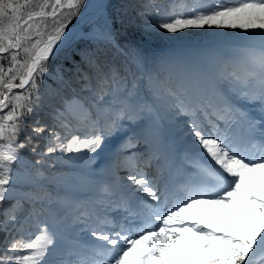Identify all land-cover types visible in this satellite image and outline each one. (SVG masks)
<instances>
[{
  "label": "snow or ice",
  "instance_id": "obj_1",
  "mask_svg": "<svg viewBox=\"0 0 264 264\" xmlns=\"http://www.w3.org/2000/svg\"><path fill=\"white\" fill-rule=\"evenodd\" d=\"M82 7L85 0H0V204L12 201L0 209L6 245L0 264H264V0H146L140 6L138 15L170 34L259 32V46L223 62L204 89L150 77L165 109L188 118L184 136L195 152L184 159L195 173L179 184L165 169L175 149L159 125V109L140 102L125 77L114 68L103 72L95 58L96 87L84 73L80 92L72 88L52 105L51 123L33 121L32 135L20 140L25 117L40 106L38 77L48 72L47 62ZM103 36L119 47L110 28ZM241 100L257 105L261 118ZM127 122L141 131L124 140L109 166L127 169L126 176L101 182V194L86 200L60 199L47 190L78 179L53 173L54 165L91 161ZM141 140L145 151L124 155ZM29 145L37 157L31 162L22 155ZM153 165L150 176L146 169ZM134 201V215L118 221L114 213H129ZM68 218L82 226L84 241L65 244L59 225Z\"/></svg>",
  "mask_w": 264,
  "mask_h": 264
},
{
  "label": "trees",
  "instance_id": "obj_2",
  "mask_svg": "<svg viewBox=\"0 0 264 264\" xmlns=\"http://www.w3.org/2000/svg\"><path fill=\"white\" fill-rule=\"evenodd\" d=\"M87 1L85 0V4ZM145 2L146 0L106 1V17L110 22L111 31L114 33L115 42L119 47L113 46L104 37L87 35L88 32L93 30L94 26H97L102 33L109 29L101 17H96L83 27V32H85L87 37H75L66 48L60 50L49 59L47 62L48 72L42 78L38 77L37 80L41 94L40 106L36 107L31 115L25 117V127L20 134V140L32 135L31 127L33 121L39 119L42 124L51 123L52 105L59 106L61 97L71 95L72 88L80 92L84 83L82 80L84 73L88 74L92 86L96 87V70L90 64V60L94 58L98 59L103 72L107 73L110 68H114L121 77H125L128 85L134 87L137 99L140 102L144 103L145 94H148L153 99L152 101L159 105L162 110L161 105L165 109L163 101L156 99L153 95L150 77L170 80L173 85L180 83L182 80L185 82V79L189 78L188 71L184 65L185 59L174 54L172 49H166L165 47L181 44L190 48L192 42H200L210 61L213 64H220L225 54L234 56L235 53H239L245 46H259L260 44L259 32L245 33L239 29L205 28L187 29L176 34L167 33L154 26V19H146L138 15L141 10L140 6ZM155 2L158 5H167L168 0H155ZM75 18L71 19L68 26L74 22ZM131 59H134L136 64ZM225 61L231 60L225 59ZM197 73V78L203 88L205 86V76H203V72L200 69H197ZM187 86L189 87V84ZM81 94L89 95L88 92ZM167 111L168 114L176 117L177 110ZM32 143H40L42 146L43 139L34 138ZM31 146L29 145V148L22 150V155L28 161H34L37 158L29 150ZM39 150H43L42 147ZM93 160L94 157L91 161H83L76 165H54L53 173L78 179L62 186L49 185L47 190L56 193L60 199L69 200H77L73 194L80 191L85 193L87 199L100 195L102 185L90 180L82 171L78 170V168H91ZM86 164L87 166H85ZM13 167L17 170H23L20 165H14ZM80 177H86V180H79ZM35 190L40 193L46 191L42 189ZM10 203H12L10 200L4 201L3 204H0V209L7 207ZM24 207L27 210L29 206L25 204ZM63 217L64 213L61 212L58 219H63ZM59 227L63 233L70 236V239L85 236V233L81 231L82 226H76L71 218L64 220ZM4 239L5 234L0 231V249L6 246ZM63 240L65 244H69L67 238L63 237Z\"/></svg>",
  "mask_w": 264,
  "mask_h": 264
},
{
  "label": "bare ground",
  "instance_id": "obj_3",
  "mask_svg": "<svg viewBox=\"0 0 264 264\" xmlns=\"http://www.w3.org/2000/svg\"><path fill=\"white\" fill-rule=\"evenodd\" d=\"M98 4H104V0H88L86 6L84 7V9H82L83 11H82V13H81V15H80L77 23L71 25L70 27H68L66 29V36L63 39V42L59 44L58 48L61 47V46H63L64 44H67L69 41H71L72 39H74L75 37H77V35H79L81 33L83 27L87 24L86 22H89L90 20L94 19L96 16L97 17H101L104 20V22H105V20L107 19V17L104 18L102 16V14H101L102 11L101 10H97L96 5H98ZM97 14H100V15H97ZM105 16H106V11H105ZM109 24H110V22H109ZM175 128L181 130V128L178 127V124L177 123L175 125ZM139 132L140 131H138V128H137L136 133H139ZM182 133H184V131H182ZM140 144H142L143 145V148H145V144H144L143 140L140 141L139 145ZM143 148L139 146L136 149L144 150ZM113 157H112V160H113ZM148 171L151 172L152 171V167H149ZM109 172H110L109 181H112L115 176H116V178L117 177H124V176H126L128 174L127 169H125V168H120L118 171L109 168ZM113 172H115V175L112 174ZM146 196L147 195L144 194V198L145 199H146ZM153 205H156V204H153Z\"/></svg>",
  "mask_w": 264,
  "mask_h": 264
},
{
  "label": "rangeland",
  "instance_id": "obj_4",
  "mask_svg": "<svg viewBox=\"0 0 264 264\" xmlns=\"http://www.w3.org/2000/svg\"><path fill=\"white\" fill-rule=\"evenodd\" d=\"M107 1V0H106ZM88 2V1H87ZM87 2H86V4H87ZM86 4H85V6H86ZM106 4V3H105ZM97 15H100V14H97ZM97 17V16H96ZM95 17V18H96ZM94 18V19H95ZM94 19H92V20H90L89 22H86L85 24L86 25H88V23H90L91 21H93ZM85 25V26H86ZM84 26V27H85ZM98 29V28H97ZM89 34L91 35V36H96V37H104L103 36V34H100V32L97 30V31H94V30H92V31H90V32H88V36H89ZM78 36H84V37H87L86 35H85V32H83V29H82V31H81V33L79 34V35H77V37ZM73 41V40H72ZM196 42H194V44H195ZM176 46H181V47H183V48H185V49H187V47L185 46V45H181V44H178V45H174V46H172V47H170V49H172L173 47H176ZM192 46H193V44L191 45V47H190V49H189V52H192ZM67 47V46H66ZM66 47H64V48H66ZM64 48H62V49H64ZM61 49V50H62ZM60 51V50H59ZM58 51V52H59ZM57 52V53H58ZM173 53H175L174 51H173ZM56 54V53H55ZM54 54V55H55ZM237 55H238V53H237ZM237 55H234V57H236ZM193 55H191V56H188V57H192ZM233 57V58H234ZM232 58V59H233ZM208 60H210L209 58H208ZM189 61V59L187 58V59H185V64L186 63H188V66L186 67L190 72L191 71H193L192 69H194L192 66H191V64H190V62H188ZM134 64H136V63H134ZM210 64H211V62H210ZM190 65V66H189ZM212 65V64H211ZM218 65H220V64H218ZM192 73V72H191ZM212 72L210 71V70H208V72H205V76H206V83H208V85L210 84V74H211ZM195 74H198L197 73V71L195 70ZM190 77L192 78V80H195V78L193 77V75H190ZM185 82L187 83V85L189 84H191V82L189 81V80H187V79H185ZM151 100H153L151 97H150V95H148V94H145V102H146V104H149V105H154V104H151ZM144 102V103H145ZM241 103V102H240ZM244 103H247V102H244ZM242 104V103H241ZM243 105V104H242ZM156 108H157V105H154ZM246 106H248V104H245V105H243V107H246ZM161 107H162V114L163 115H161L160 114V116H161V120L159 121V125H160V127H161V122H162V120H166L163 116L165 115V117L166 118H168V111L166 110V109H164L163 108V106L161 105ZM178 116H181V115H178ZM168 119H170V118H168ZM187 117H183L182 119H180V120H177V121H174L173 120V123H174V125H176V123L178 124V127H180L181 129H183V131H187ZM170 120H172V119H170ZM136 131H137V129H135ZM129 131V122H127L126 123V125H125V129L124 130H122V132L120 133V134H122L123 133V136H125L126 135V133ZM182 131V130H181ZM120 134H118V135H120ZM119 141L121 142V140L119 139ZM115 151H116V149H112L111 150V153L112 154H114L115 153ZM26 161H28V160H26ZM29 162H31V161H29ZM86 168H83V171L85 172V171H87V170H85ZM78 170L79 171H82L81 169H79L78 168ZM85 193L82 191V194H80V196H82V198L81 199H79V200H86L87 199V196L85 195ZM122 214H125L123 211H121V212H116V213H114V215L116 216V217H121L122 216ZM66 237H68V235L66 236ZM71 240V242H73V241H84L85 239H70Z\"/></svg>",
  "mask_w": 264,
  "mask_h": 264
},
{
  "label": "water",
  "instance_id": "obj_5",
  "mask_svg": "<svg viewBox=\"0 0 264 264\" xmlns=\"http://www.w3.org/2000/svg\"><path fill=\"white\" fill-rule=\"evenodd\" d=\"M105 3H106V0H104V4H103L104 6H105ZM83 9H84V8H83ZM82 11H83V10H81L80 15H81ZM101 14H102V16H103L104 18L106 17V16H105V7L103 8ZM80 15L76 16L74 22H73L72 24H70L69 26H67V28L70 27V26L73 25V24H76L77 21H78V19H79V17H80ZM105 22H106L107 26H108L110 29H112V28L110 27L109 21H107V19L105 20ZM83 24H84V23H83ZM98 30H99V29H98ZM72 40H73V39H72ZM72 40L69 41L67 44H64L63 46L59 47V48L55 51V53H57V52H58L59 50H61L62 48L68 46V45L72 42ZM55 53H54V54H55Z\"/></svg>",
  "mask_w": 264,
  "mask_h": 264
}]
</instances>
